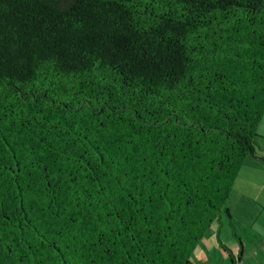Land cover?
Masks as SVG:
<instances>
[{"label": "trees", "instance_id": "obj_1", "mask_svg": "<svg viewBox=\"0 0 264 264\" xmlns=\"http://www.w3.org/2000/svg\"><path fill=\"white\" fill-rule=\"evenodd\" d=\"M263 121L264 0H0V264L241 261Z\"/></svg>", "mask_w": 264, "mask_h": 264}, {"label": "rangeland", "instance_id": "obj_2", "mask_svg": "<svg viewBox=\"0 0 264 264\" xmlns=\"http://www.w3.org/2000/svg\"><path fill=\"white\" fill-rule=\"evenodd\" d=\"M258 134L257 140L264 158V121L259 126ZM258 179H264V161L248 160L241 170L225 207L233 215L232 223L244 244L242 254L244 260L239 262L237 259L240 244L233 236L230 220L223 211V225L215 223L207 232L203 241L197 246V252L195 250L192 255L194 264H233L231 250L237 259L234 264H264V249L260 251L256 245V241L260 246L263 244L257 237L264 236V191L261 190L263 183L259 184ZM205 244L208 245L209 252L207 263L203 252ZM252 248H258L256 249L258 254L250 253L249 249Z\"/></svg>", "mask_w": 264, "mask_h": 264}, {"label": "crops", "instance_id": "obj_3", "mask_svg": "<svg viewBox=\"0 0 264 264\" xmlns=\"http://www.w3.org/2000/svg\"><path fill=\"white\" fill-rule=\"evenodd\" d=\"M264 161V160H263ZM251 183H252V181H250ZM257 182H259V184H260V182L261 183H263L262 184V187H261V190L262 191H264V179L263 180H257ZM255 184H257V183H255ZM259 184H257V185H259ZM257 239H260L262 242H263V244L260 246L259 244H258V241H256V245H257V247L259 248V250L260 251H263V249H264V236L263 235H261L260 237H257ZM204 243V242H203ZM208 245H204V258H205V262L207 263V257H208V247H207ZM253 246V245H252ZM258 248H252V249H249V251H250V253H254L255 255L256 254H258V252L256 251V249H258ZM196 252H197V250H196ZM264 253V252H263ZM209 259H211V258H209ZM244 259L242 258V260L241 261H243ZM241 261H239V262H241Z\"/></svg>", "mask_w": 264, "mask_h": 264}]
</instances>
